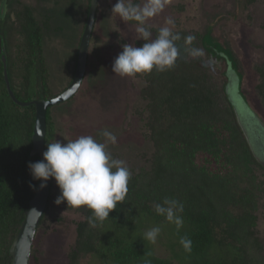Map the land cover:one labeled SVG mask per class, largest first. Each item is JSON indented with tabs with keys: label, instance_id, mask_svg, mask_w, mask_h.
<instances>
[{
	"label": "trees",
	"instance_id": "trees-1",
	"mask_svg": "<svg viewBox=\"0 0 264 264\" xmlns=\"http://www.w3.org/2000/svg\"><path fill=\"white\" fill-rule=\"evenodd\" d=\"M254 1L246 0L245 6ZM85 4L88 9L89 0ZM14 13L20 21L15 28L19 39L11 46L20 62L19 76L13 72V52L7 53L0 41V264H10L9 245L36 190L38 180L32 179L27 165L39 161L37 154L30 155L34 105H21L10 97L1 56L5 57L10 89L19 102L57 94L47 84L50 72L42 29L46 22L42 25L29 5ZM2 20L0 17V23ZM159 28L151 26L153 39ZM10 29L6 31L9 46L14 34ZM173 31L181 36L176 41L180 56L174 67L135 76L144 82L140 95L146 101L144 125L151 143L147 164L130 169L126 200L118 203L103 223L90 226L87 218L92 211L86 207L83 218L75 223L67 264H80L87 256L99 264H264V247L256 231L257 210L261 200L264 204V167L249 147L227 89H222L220 96L209 83L205 61L190 58L185 51L184 37L191 35L190 31ZM203 35L210 38L207 33L200 34L199 42ZM143 43L135 41L137 47ZM218 46L233 67L234 57ZM257 69L262 78L256 90L264 103V71ZM51 111L46 109L45 147L53 139ZM257 167L262 170L259 174ZM165 197L184 205L179 230L153 210L154 203ZM153 226L162 228L158 238L168 252L164 257L143 239V233ZM182 236L191 239V252L179 243Z\"/></svg>",
	"mask_w": 264,
	"mask_h": 264
},
{
	"label": "rangeland",
	"instance_id": "rangeland-1",
	"mask_svg": "<svg viewBox=\"0 0 264 264\" xmlns=\"http://www.w3.org/2000/svg\"><path fill=\"white\" fill-rule=\"evenodd\" d=\"M44 1L42 4L40 0V4L37 0H13L12 5L15 10H20L23 4H28L34 12L39 11V8L44 11L51 7L54 15L66 14V28L60 32L61 42L56 41V35L50 34L49 37L46 36L44 46L50 72L47 84L49 89L58 93L64 86L66 87L73 75L76 42L80 31L77 22H80L79 15L81 14L82 17L83 11L88 9L85 0H54L52 4L50 0ZM138 1L143 2V0ZM245 1L236 0L237 3L235 0L221 1L224 2L222 14L235 12L237 5L236 32L232 31L233 25L231 21L228 22L227 16L221 14L219 16L221 21H218L216 15L209 13L211 9L218 10L217 3L205 5L202 4V0H170L159 15L149 19L147 23L161 28L166 26L165 20L170 17L175 21L173 29L189 30L191 35H195L196 39L192 47L203 51V55L195 59L205 61L206 72L210 75L209 83L219 95L227 84L225 61L212 60V55H208V52L218 48V52L223 54L224 50L220 49L215 40L221 42L224 47H232V41L226 40L225 34L232 37L230 34L234 33L232 40H235L236 50H231L235 62L232 61L236 71L243 74L238 88L235 85L234 88L242 92L243 101L246 103L241 101V105L246 104L251 110L256 111L261 122L264 123V103L256 90V85L262 78L257 68L260 67L264 71V0H255L246 6ZM116 2L117 0L97 2L93 31L87 49V65L81 85L70 101L50 107L54 122L52 142L56 139L67 142L82 135H91L98 142H106V138L100 133L107 129L117 137L115 144H107V151L114 159L123 160L129 169L136 170L147 164L146 158L151 152V143L146 137L147 129L144 125L146 101L140 95L144 82L139 77H120L112 73V62L122 51V45L135 43L137 37L135 23L122 21L116 14H112L111 9ZM179 6L182 8L180 9ZM2 21L0 41L6 46L7 53L13 52L14 58L15 52L11 45L16 43L19 36L11 27L14 34L9 46L6 34L8 30L5 29L8 24L6 20ZM209 22L214 23L212 29H207ZM227 26L229 30L226 33L224 28ZM207 32L210 38H204L203 35L202 41L199 42L197 36ZM201 43L208 49L206 50ZM20 71V62L14 58L13 72L19 76ZM223 101L222 99L220 103ZM261 125L264 127V124ZM243 128L247 127L243 126ZM199 158H196L198 163ZM256 171L258 174L262 172L258 167ZM49 195L50 200L44 220L38 225L33 240L29 264H67L68 254L75 240V223L83 218L86 210V206L74 208L67 206L66 202H61L59 205L54 203L60 195V189L53 178ZM256 231L264 247L262 200L257 210ZM160 239L158 238L153 244V248L158 256L164 257L168 252ZM80 264H99V262L96 258L87 256L80 260Z\"/></svg>",
	"mask_w": 264,
	"mask_h": 264
},
{
	"label": "clouds",
	"instance_id": "clouds-1",
	"mask_svg": "<svg viewBox=\"0 0 264 264\" xmlns=\"http://www.w3.org/2000/svg\"><path fill=\"white\" fill-rule=\"evenodd\" d=\"M170 0H117L111 12L120 20L135 22L136 40H143L142 46L125 43L122 51L114 58L112 73L120 77H135L153 71H165L174 67L180 49L176 41L181 39L173 31L175 21L166 18L164 27L159 28L153 39L151 26L147 21L159 15ZM196 37H184L185 51L193 58L203 55L199 48L192 47ZM100 135L106 142H98L91 135H82L74 140L62 142L55 140L47 144L42 153L43 160L29 162L28 168L33 180L40 181L39 188L46 187V182L53 178L60 189L54 203L66 202L67 206L78 208L86 206L92 211L87 218L90 226L103 223L109 218L110 211L124 203L128 193L131 171L123 160L114 159L107 151V144H115L117 137L111 131L102 130ZM30 187H35L30 184ZM154 212L174 224L179 230L183 227L184 205L175 198L165 197L162 202L154 203ZM161 226H153L143 233V239L155 244L161 234ZM179 243L186 252H191L192 241L187 236L180 237Z\"/></svg>",
	"mask_w": 264,
	"mask_h": 264
},
{
	"label": "water",
	"instance_id": "water-1",
	"mask_svg": "<svg viewBox=\"0 0 264 264\" xmlns=\"http://www.w3.org/2000/svg\"><path fill=\"white\" fill-rule=\"evenodd\" d=\"M97 0H89V7L87 12V18L85 26L80 37L79 44L77 46V56L75 61V67L73 75L67 86L50 97L49 99L38 98L34 99L28 103L19 102L15 99L12 91L10 89L9 80L7 77L6 61L5 57L2 55L1 60L3 64V76L6 84L7 91L10 97L17 103L21 105L33 104L35 108V118L32 131V149L30 155L37 154L39 161L43 160L42 153L47 147L44 146V137L46 131V109L54 105L64 103L68 99L72 98L77 90L79 89L83 76L85 75L86 63H87V49L90 40V34L92 26L95 19ZM5 11V0H1L0 3V17L3 16ZM243 131L247 135L246 128ZM252 145L249 144V147ZM254 154V152H253ZM255 156V155H254ZM52 178L46 182V187L39 188L40 181H37V186L34 195L29 199L28 208L24 212V217L20 222L18 232L13 237L8 253L11 257L10 264H29V259L31 256L33 240L36 234V230L40 223L41 217L46 208L48 197L50 194Z\"/></svg>",
	"mask_w": 264,
	"mask_h": 264
},
{
	"label": "flooded vegetation",
	"instance_id": "flooded-vegetation-1",
	"mask_svg": "<svg viewBox=\"0 0 264 264\" xmlns=\"http://www.w3.org/2000/svg\"><path fill=\"white\" fill-rule=\"evenodd\" d=\"M37 1L41 4L40 0H37ZM221 1H223V0H202V4L205 3V5H209V4L213 3V2H215V3H217L219 5L218 6L219 8L217 7L218 10L211 9V11H209L210 14L216 15L218 21H221V19H219V16L223 12V8L224 7H222V6L224 5V2L225 1H228V0H224V2H221ZM43 2H45V1L42 0V4H43ZM50 2L52 4L54 2V0H50ZM97 2H98V0H97ZM235 3H237L236 0H235ZM23 5H26V4H23ZM242 6H244L243 2H242ZM88 7H89V4H88ZM40 9L41 8H39V11H35V12L33 10V14H35V16H36V18H37L38 21H41V24L43 22H46V27H43L42 28L43 31H44V39L46 38V36L49 37L50 34H53V35H56L57 36L56 41L58 43H60L61 42V39H62L60 32L64 28H66V24H65V21L67 20V19H65L66 14H62L61 15L60 13H57V15H54L51 7L48 8L47 10H44V11L43 10H40ZM96 10H97V4H96ZM234 10H235V12H233V13L232 12H229V13L225 12V13L222 14V16H227L228 17L227 18L228 19V22H230V21L232 22V24L231 23H228V24L233 25L232 31L233 32H236L235 29L238 26L237 25V21H236L237 20V14H238L237 5L235 6V9ZM14 11H16V10L13 9L12 1L11 0L10 1L5 0V11L3 13L4 16L1 17V18H3V20H6L7 21L6 22L8 24L7 27H9L7 29L8 32H9V29L11 27H13L14 30H16L15 29L16 28V25L17 26L19 25V20L18 19L16 20V18H14L15 17ZM215 11L218 12V13H215ZM87 12H88V10H87ZM83 13L84 14H83L82 17H81V14L79 15L80 22L79 23L77 22V27L79 28L80 31H79L78 36H77L76 52H75L76 54H75V57H74V61H76L77 46L79 44L80 37L82 35L83 29H84V26H85V22H86V18H87V13H85L84 11H83ZM95 13H96V11H95ZM53 19H54V21H52ZM12 21H13V24H12ZM213 25H214L213 22H211V23L209 22L208 25H207V29H209V28L212 29V26ZM93 26H94V23H93ZM93 26H92L91 34H92V31H93ZM228 27L229 26H227L226 28H224V30L226 31V33L229 30ZM10 30H11L10 32H13L12 29H10ZM236 30H238V29H236ZM91 34H90V37H91ZM207 34H209V32H207ZM233 34L232 35L230 34V36H232V37H228L229 34L228 35L225 34L226 40H228L229 42H231V41L233 42V44L231 42V46L232 47H224L221 44V42H219V41H217V40L214 39L216 42H218V44L222 48H226L229 51V53L231 54V56H232L231 50H236L235 40L234 39H233L234 41L232 40ZM218 51L219 50H215V53L214 52L212 53V51L211 52H208L207 51V52H208V55L209 54L212 55L211 56L212 57V60L219 61V62L220 61H225V65H226L225 76L227 77L226 89H227V92H229L230 96L234 100V103L235 104H234L233 109H234V112H235V115H236V119L239 122L240 126L242 127V130H243V126H246L247 127L246 128V130L248 129L247 130V135H246V133L244 131L243 132H244V134H245V136H246L249 144L252 145L251 147H252V150L254 152V155H255L256 160L264 167V127L261 125V124H264V123L261 122V118L257 114L256 111L251 110L246 104H244L243 106L241 105V101H243L242 92H240V90H238V89H235L234 88V85L236 87L238 86L239 80L242 79L243 74L237 72L234 66L233 67H230L231 65L229 64V61L226 60V58H225L226 55L223 52H222L223 54H221ZM73 71H74V68H73ZM233 78H235V80ZM64 88H65V86L63 87V89ZM62 90H60V91H62ZM243 103H246V102L243 101ZM248 111H249L250 114L248 113ZM241 122H242V125L243 126L241 125ZM248 135H250V136H248Z\"/></svg>",
	"mask_w": 264,
	"mask_h": 264
}]
</instances>
